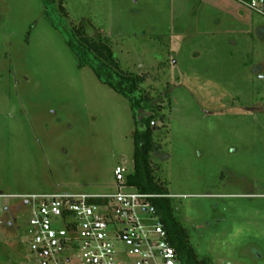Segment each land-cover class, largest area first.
<instances>
[{"label": "rangeland", "instance_id": "obj_1", "mask_svg": "<svg viewBox=\"0 0 264 264\" xmlns=\"http://www.w3.org/2000/svg\"><path fill=\"white\" fill-rule=\"evenodd\" d=\"M213 1L0 0V193H109L133 171L131 103L91 69L83 23L144 77L150 162L197 260L264 264V17ZM0 204V264H36L28 206Z\"/></svg>", "mask_w": 264, "mask_h": 264}, {"label": "built area", "instance_id": "obj_2", "mask_svg": "<svg viewBox=\"0 0 264 264\" xmlns=\"http://www.w3.org/2000/svg\"><path fill=\"white\" fill-rule=\"evenodd\" d=\"M233 1L264 17V0ZM128 175L116 166V189L109 193H0V200L21 199L28 206L36 264H178L153 204L165 196L138 191L127 184Z\"/></svg>", "mask_w": 264, "mask_h": 264}, {"label": "trees", "instance_id": "obj_3", "mask_svg": "<svg viewBox=\"0 0 264 264\" xmlns=\"http://www.w3.org/2000/svg\"><path fill=\"white\" fill-rule=\"evenodd\" d=\"M73 29L79 40L81 50L88 58L91 57L89 60L99 61L100 67L103 66L107 69L106 73L117 74L120 80L115 82L107 76L103 78L105 72L102 74L99 66L90 65L96 76L116 92L128 98L131 103L130 108L135 124L132 132L133 171L127 176V184L140 192L165 196L154 200L153 204L167 232L168 241L176 252L178 264H206L204 261L197 260V254L190 244L187 229L176 220L174 203L167 192L166 184L158 181L154 175L150 155L158 148V145L152 140V121L156 116V106L149 94L140 88L144 77L123 71L120 68L119 62L113 57L107 39L104 40L99 34L95 37L89 35L83 23L73 27ZM71 47L73 48V46Z\"/></svg>", "mask_w": 264, "mask_h": 264}, {"label": "crops", "instance_id": "obj_4", "mask_svg": "<svg viewBox=\"0 0 264 264\" xmlns=\"http://www.w3.org/2000/svg\"><path fill=\"white\" fill-rule=\"evenodd\" d=\"M216 1V2H215ZM215 1H213V4H219L221 1L223 2L224 1V8L223 9H225L224 11H230V12H232V11H234L233 13H234V16H235V18L236 19H238V20H240V19H243V17H242V15H239V12H240V10L239 9H237V7H235L233 4H230L229 2H227L226 0H215ZM203 5V4H202ZM199 6H201V3L199 2L198 3V6L196 7V8H199ZM219 7V6H218ZM221 8V7H220ZM235 13H238V14H235Z\"/></svg>", "mask_w": 264, "mask_h": 264}]
</instances>
